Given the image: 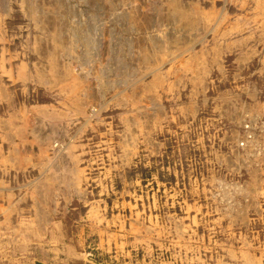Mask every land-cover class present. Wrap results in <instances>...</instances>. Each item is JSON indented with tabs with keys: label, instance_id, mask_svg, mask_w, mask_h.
Here are the masks:
<instances>
[{
	"label": "rangeland",
	"instance_id": "374dc122",
	"mask_svg": "<svg viewBox=\"0 0 264 264\" xmlns=\"http://www.w3.org/2000/svg\"><path fill=\"white\" fill-rule=\"evenodd\" d=\"M5 2L0 58L32 77L5 78L0 115L20 111L81 179L60 171L49 196L1 160L23 232L0 215V264H264V0ZM53 195L71 229L56 246L31 222Z\"/></svg>",
	"mask_w": 264,
	"mask_h": 264
},
{
	"label": "crops",
	"instance_id": "0c3cea01",
	"mask_svg": "<svg viewBox=\"0 0 264 264\" xmlns=\"http://www.w3.org/2000/svg\"><path fill=\"white\" fill-rule=\"evenodd\" d=\"M5 3H7V2H5V0H0V19H1L0 20V31L1 32H2V30H4L3 20L5 18V15L8 12V7H7V5H5ZM6 77H7L6 75H3V78H2V82L4 83L5 86H6V83H5ZM2 119H4V118L0 116V120H2ZM7 133H6V128L4 127V123H3V121H1L0 122V156H1L0 157V166L9 167V166L4 165L1 162V160L4 157L5 158H11V157L14 158V156H15L14 154H16V153L12 152L13 155L11 156V151L17 152V151H15V149H18L17 157L26 153L27 156H30L32 158L31 163L19 165L14 160L15 158L14 159L11 158L13 161L10 162V164H11L10 167H12V168H25L27 166L26 168L38 169L40 171V174L38 173L39 175L35 176V178L33 179V181L37 182L36 190L39 191L40 188H42L41 190L45 189V190H47V193L49 194V196H51L52 193L48 192V190H51L53 188H54L53 190H56L57 187H56V185L55 186H49L47 183H45V180L50 173V171H49L50 167H48L49 161H47V159L43 156L44 153L41 151V146H40L41 144L39 145L38 142H36L34 140L35 136L33 134L31 136L23 135V136H25L24 137L25 140L22 141L21 138L19 136H17L16 134H14V136L12 135L13 138L11 137V140H8L9 136L7 137ZM26 137L28 140L26 139ZM29 141L30 142L32 141L31 142L32 144ZM24 142H26V143H24ZM36 147H38V148L40 147V148L38 150H36ZM9 153H10V155H9ZM48 154L50 155V151ZM74 154H76V153H74ZM42 156H43V158H41ZM60 166L62 167L61 163H57V161H56V163L54 164L53 167L55 168V170L61 171L62 169L60 168ZM63 167L66 168L67 166L63 165ZM57 178H58V176H56V181H57ZM43 180H44V183H43ZM40 182H41V184H40ZM64 182H67V181H64ZM38 185L39 186L41 185V186L39 187ZM3 186H4L3 182H2V180H0V189H2ZM44 186H46V187H44ZM48 187H50V188H48ZM54 195L52 197L53 198L52 200H49V196L48 197L43 196V198H38L37 201L45 202V205H40V207H41L40 209L42 211L43 217L42 218H39V217L36 218L33 216V218L31 219V222L35 224V229H34L35 235L40 236V237H48V239H51L52 245L56 244L55 242L57 239H58V241L60 239H63V241H64V239L66 240L67 237L71 236V229L69 228V226L65 222V216H63V215H65L64 214L65 209H63V214L61 217L59 215H57V212L59 213V210H60V209L59 210L57 209L58 204H62L64 206L65 202L61 203V201H65V200L63 198L61 199L60 197L55 199ZM63 197H65V195H63ZM10 198L11 197L9 195V196H7L6 201L0 200V206L9 207L10 214L5 215L0 211V215L3 218L2 221H7V223H8V221H10L12 223L11 224L12 227L10 229H7L5 234H8L13 239H18V236H20V234L23 231L21 230V228H19V230L12 232V230L15 229V225L13 223L14 219L12 216L17 211V205H16V201H12V200H10ZM65 198L67 199V197H65ZM66 201H70V198L67 199ZM35 209H36V206H35ZM7 216H8V218H7ZM32 220H35V222H33ZM40 220H42V221H40ZM18 232H20V233H18Z\"/></svg>",
	"mask_w": 264,
	"mask_h": 264
},
{
	"label": "bare ground",
	"instance_id": "6f19581e",
	"mask_svg": "<svg viewBox=\"0 0 264 264\" xmlns=\"http://www.w3.org/2000/svg\"><path fill=\"white\" fill-rule=\"evenodd\" d=\"M177 2V1H176ZM262 2V1H261ZM173 3V2H172ZM169 4V3H168ZM258 4V3H257ZM177 5V4H176ZM181 5V4H180ZM170 6V5H169ZM177 6H179V5H177ZM177 6L175 7V9L177 10L178 8H177ZM187 7V6H186ZM185 7V8H186ZM257 7H258V5H257ZM167 8H168V6H167ZM172 8H173V6H172ZM182 8H183V6H182ZM187 8H189V7H187ZM198 8H200V7H198ZM263 8V7H262ZM169 9V8H168ZM174 9V10H175ZM190 9V8H189ZM220 9V8H219ZM218 9V10H219ZM258 9V8H257ZM174 10H172V11H174ZM199 10V9H198ZM191 11V10H187V11H184V9H181V10H179L178 9V13L180 14V18H182L183 16L184 17H186V19H188L187 18V16L189 15V16H191L190 14L192 13V12H194V11H192L191 13H189V12ZM202 11V10H201ZM208 11V10H207ZM217 11V10H216ZM175 12V11H174ZM173 12V13H174ZM196 12V11H195ZM213 12V11H212ZM170 13V12H169ZM177 13V12H176ZM176 13H175V15H176ZM177 13V14H178ZM197 13H198V11H197ZM201 13V12H200ZM199 13V14H200ZM203 13V12H202ZM205 13L207 14V12L205 11ZM210 13V12H209ZM213 13H215V11L213 12ZM263 13V12H262ZM196 14V13H195ZM206 14H204V16L206 15ZM217 14V13H216ZM221 14V13H220ZM196 15H198V14H196ZM207 15H209V14H207ZM182 16V17H181ZM192 16H193V14H192ZM192 16L191 17H189L190 18V20H191V18H192ZM195 16V15H194ZM193 16V17H194ZM198 16H201V15H198ZM198 16H197V18H196V20L198 19ZM204 16H202V17H204ZM217 16V15H216ZM224 16V15H223ZM257 16H259V15H257ZM256 16V17H257ZM262 16V15H261ZM183 17V18H184ZM196 17V16H195ZM206 17V16H205ZM203 18V19H205V20H207V19H211V15H210V17L208 18L207 17V19L206 18ZM213 17H215V16H213ZM221 17H222V15H221ZM182 18V19H183ZM217 18V17H216ZM192 19H194V18H192ZM199 19H202V18H199ZM218 19V18H217ZM1 20V19H0ZM189 20V19H188ZM189 20V21H190ZM211 20H213V19H211ZM210 20V21H211ZM183 21V20H182ZM188 21V22H189ZM195 21V20H194ZM198 21V20H197ZM214 21V20H213ZM212 21V22H213ZM219 21V20H218ZM185 22V21H184ZM187 22V23H188ZM211 22V23H212ZM216 22V21H215ZM198 23V22H197ZM196 23V24H197ZM206 23V22H205ZM204 23V24H205ZM224 23V22H223ZM222 23V24H223ZM180 24V23H179ZM186 24V23H185ZM190 24H193V25H195L194 23H193V21H190ZM207 24V23H206ZM209 24H210V22H209ZM209 24H207V25H209ZM182 25V24H181ZM180 25V26H181ZM188 25V24H187ZM183 26V25H182ZM191 26V25H190ZM187 27V26H186ZM214 27V26H213ZM195 28V27H194ZM190 29V28H189ZM193 29V28H192ZM0 40H4L5 39V34L3 33V30H2V32L0 31ZM191 41V40H190ZM192 42V41H191ZM188 43V42H187ZM186 43V44H187ZM193 43V42H192ZM203 43V42H202ZM183 44V43H182ZM185 44V45H186ZM204 44V43H203ZM179 45H181V44H179ZM183 46V45H182ZM180 47V46H179ZM178 47V48H179ZM187 47V46H186ZM189 47V46H188ZM192 47H193V45H192ZM191 47V48H192ZM185 48V47H184ZM182 49V48H181ZM181 49H180V51H181ZM164 50V49H163ZM163 50H161V51H163ZM179 50V49H178ZM185 50V49H184ZM208 51V50H207ZM189 52V51H188ZM203 52H205V50L203 51ZM164 53V52H163ZM179 53V52H178ZM186 53V52H185ZM158 54V53H157ZM161 54H162V52H161ZM183 54H184V52H183ZM214 54V53H213ZM52 55V54H51ZM212 55V54H211ZM148 56V55H147ZM147 56H145L144 58H145V60H147L146 59V57ZM152 56V55H151ZM154 56V55H153ZM190 56H192V55H190ZM160 57V56H159ZM202 57V56H201ZM213 57H215V56H213ZM154 58V57H153ZM158 58V57H157ZM194 58V57H193ZM199 58V57H198ZM203 58V57H202ZM202 58H200V59H202ZM207 58V57H206ZM162 59V58H161ZM187 59V58H186ZM52 60H54V58L52 59ZM149 60H151L150 59V57H149ZM153 60V59H152ZM157 60H159V59H157ZM208 60V59H207ZM6 59H1L0 58V100H3V99H6V95H7V87L4 85V83L2 82V78H3V75H6L7 77L11 74L12 76H14V77H17V78H19V79H21V81L22 80H27V79H29L30 77H32V70H30L31 68H28L29 67V63H24V64H20V66H19V69L17 70V72H14V71H12V70H9L8 68H7V64H6ZM55 61V60H54ZM187 61H189V60H187ZM191 61H193V60H191ZM203 60H201V62H202ZM147 62V61H146ZM198 62H199V60H198ZM207 62V61H206ZM156 63H158V62H156ZM192 63V62H191ZM200 63V62H199ZM212 63H213V61H212ZM56 63L54 62V65H55ZM159 64H160V62H159ZM198 64V63H197ZM60 65V64H59ZM58 65V66H59ZM66 65V64H65ZM156 65V64H155ZM161 65V64H160ZM180 65V64H179ZM199 65V64H198ZM68 66V65H67ZM71 66V65H70ZM151 66V65H150ZM156 66H158V64L156 65ZM197 66V65H196ZM195 66V67H196ZM152 67V66H151ZM154 67V66H153ZM183 67V66H182ZM185 67V66H184ZM183 67V68H184ZM210 67V66H209ZM55 68V69H54ZM54 68H53V70H57V67H55L54 66ZM63 68V67H62ZM157 68V67H156ZM155 68V69H156ZM177 68V67H176ZM179 68V67H178ZM207 68V67H206ZM42 69V68H41ZM65 69H67V68H65ZM72 69V68H71ZM34 70V69H33ZM63 70H64V68H63ZM63 70H62V72H63ZM73 70V69H72ZM158 71H159V69H157ZM156 70V71H157ZM193 70V69H192ZM198 70V69H197ZM69 71V70H68ZM190 71V70H189ZM205 71H207V69L205 70ZM45 72V71H44ZM43 72V73H44ZM48 72V71H47ZM58 72V71H57ZM72 72V71H71ZM178 72V71H177ZM186 71H184V73H185ZM193 72V71H192ZM73 73V75H74V72H72ZM154 73H155V71H154ZM179 73H180V71H179ZM45 74V73H44ZM60 74H62V73H60ZM64 74V73H63ZM161 74V73H160ZM70 75H71V73H70ZM72 75V76H73ZM68 76H69V74H68ZM72 76H71V78H72ZM76 76V75H75ZM159 76V75H158ZM161 76V75H160ZM159 76V78L161 79V77ZM178 76H179V74H178ZM154 77H156V76H154ZM184 77V76H183ZM12 78V77H11ZM10 78V79H11ZM69 78H70V76H69ZM201 78V77H200ZM68 79V78H67ZM66 79V80H67ZM154 79H156V78H154ZM46 80V79H45ZM60 80V79H59ZM62 80V79H61ZM82 80V79H81ZM159 80V79H158ZM181 80V79H180ZM179 80V81H180ZM14 81V80H13ZM155 81V80H154ZM163 81V80H162ZM178 81V82H179ZM193 81H195V80H193ZM17 82V81H16ZM25 82H27V81H25ZM49 82V81H48ZM47 82V83H48ZM55 82H56V80H55ZM60 82V81H59ZM58 82V83H59ZM174 82V81H173ZM60 83H62V81L60 82ZM63 83H64V81H63ZM74 83V82H73ZM75 83H77V82H75ZM153 82H151V84H152ZM155 83V82H154ZM158 83V82H157ZM157 83H156V85H157ZM160 83V82H159ZM56 84V83H55ZM179 84V83H178ZM196 84H197V82H196ZM146 85V84H145ZM199 86H201V85H199ZM55 87V85H53V88ZM79 87V86H78ZM148 87H152V85L151 86H148ZM145 88V87H144ZM194 88H195V86H194ZM68 89V88H67ZM148 89H150V88H148ZM148 89H146V91L148 90ZM54 90V89H53ZM76 90V89H75ZM149 92V91H148ZM151 92V91H150ZM149 92V93H150ZM78 93V92H77ZM63 94H65V93H63ZM11 95V94H10ZM75 95V94H74ZM135 97V96H134ZM138 99V98H137ZM1 102V101H0ZM82 102V101H81ZM66 103V102H65ZM87 103V102H86ZM88 103H89V101H88ZM137 103V102H136ZM72 104V103H71ZM80 104V103H79ZM85 105V104H84ZM69 106V105H68ZM86 106V105H85ZM43 107V106H42ZM18 108V107H17ZM65 108H68V107H65ZM70 108V107H69ZM45 109V108H44ZM79 109H82V106H79ZM11 110H13V109H11ZM20 110V109H19ZM46 110V109H45ZM49 110V109H48ZM57 110V109H56ZM32 111V110H31ZM34 111V110H33ZM81 111V110H80ZM9 112V111H8ZM17 112L18 111H15V112H13V113H11V115H12V117H9V118H6V117H4V116H1V117H3L4 119H2V120H0V122L1 121H3V123H4V127L6 128V133L8 132V129H10V130H17V136H19L20 138H21V140L23 141V140H25L24 139V137L25 136H23V132H22V126L23 125H25L24 124V121L26 120V116H25V118H24V116H23V118L24 119H22L21 120V122L23 123V124H21V122H20V119L18 120V115H17ZM44 112V111H43ZM18 113H20V111L18 112ZM29 113V112H28ZM77 113H79V112H77ZM5 114V113H4ZM261 114V113H260ZM25 115V114H24ZM26 115H29V114H26ZM93 115V114H92ZM76 116V115H75ZM84 117H85V115H84ZM92 117V116H91ZM75 118V117H74ZM28 119V118H27ZM89 119V118H88ZM87 119V120H88ZM29 120V119H28ZM90 120V119H89ZM86 122V121H85ZM27 123V122H26ZM28 125V124H27ZM26 126V125H25ZM33 126V125H32ZM24 127V126H23ZM28 127V126H27ZM24 128H26V127H24ZM26 130V129H25ZM33 131V130H32ZM31 131V132H32ZM28 132V131H27ZM5 133V132H4ZM263 133V132H262ZM26 134V133H25ZM24 134V135H25ZM6 135V134H5ZM12 135L14 136V134L13 133H7V137H8V140H11V137H12ZM15 135V136H16ZM33 135L35 136V138H34V140L36 141V142H38V144L41 146V151L44 153L43 154V156L47 159V161H49V166L48 167H50L49 168V171H50V173H49V175L47 176V178H46V180H45V183H47L49 186H54V184H55V182H56V176H58V173L60 172V171H58V170H55V168L53 167L54 166V164H52V162L54 161V160H59V159H57V157H58V155L62 152V150H57V149H53L54 150V155H52L51 154V156L48 154L49 153V149H50V146H51V148H52V144H53V138H51V140H50V138L49 137H51V136H48L47 138H45V137H42V136H40V135H38V134H34L33 133ZM65 135H67V134H65ZM26 136H27V134H26ZM254 136V135H253ZM66 137V136H65ZM68 137V136H67ZM13 138V137H12ZM18 138V137H17ZM26 139H27V137H26ZM69 139V138H68ZM7 140V139H6ZM28 140V139H27ZM71 141V140H70ZM69 141V142H70ZM30 142V141H29ZM32 142V141H31ZM30 142V143H31ZM23 143V142H22ZM24 143H26V142H24ZM18 144V143H17ZM32 144V143H31ZM55 145V144H54ZM62 145V144H61ZM66 146V145H65ZM73 147H74V143H73ZM18 148V147H17ZM54 148V147H53ZM65 149H66V153H69L70 154V158H71V156L72 157H76V154H74V149H71L72 147L71 146H67V148L66 147H64ZM10 150V149H9ZM3 151V150H2ZM15 151H17L18 152V149H16ZM12 152H14V151H11V156L13 155L12 154ZM16 152V154H14L15 156H14V158L15 159H17L18 160V164L20 165H23V164H29V163H31V160H32V158L30 157V156H27L26 155V153L25 154H22V155H20V156H18L17 157V153ZM20 153V152H19ZM37 153V152H36ZM47 153V154H46ZM9 155H10V153H9ZM61 155V154H60ZM5 156V155H4ZM33 156V155H32ZM43 156L41 157V158H43ZM1 157V156H0ZM52 157H54V158H52ZM61 157V156H60ZM12 158V157H11ZM2 158V162L3 163H7V162H11V161H13L12 159H14V158ZM59 158V157H58ZM5 159H6V162H5ZM7 159L9 160V161H7ZM73 159V158H72ZM61 160V159H60ZM77 162V161H76ZM60 163V162H59ZM62 163V162H61ZM67 163V162H66ZM17 165V164H16ZM31 165V164H30ZM68 166V165H67ZM72 166V165H71ZM27 167V166H26ZM25 167V168H26ZM47 167V168H48ZM52 170V171H51ZM55 170V171H54ZM61 170V169H60ZM63 170V171H62ZM62 176H66L67 178H68V175H69V178H70V174H73L74 175V183L77 185L78 184V180L79 179H81V171H80V168L78 167V166H76V165H74L73 167H71L70 169L69 168H65V167H63L62 168ZM61 173V172H60ZM43 177V176H42ZM68 178V180H65V181H67V182H70V179ZM44 180H43V183H44ZM34 182V181H33ZM64 182V181H63ZM37 183V182H36ZM59 183V182H58ZM40 184H41V182H40ZM50 184H52V185H50ZM60 184V183H59ZM70 184V183H69ZM32 185H33V183H32ZM35 185V184H34ZM45 185V184H44ZM39 186V185H38ZM41 186V185H40ZM39 186V187H40ZM44 187H46V186H44ZM48 188H50V187H48ZM54 189V188H53ZM38 196H39V194H38ZM42 202V201H41ZM43 203V202H42ZM11 207V206H10ZM13 208V207H12ZM4 209L6 210V212L8 211V210H10L9 208H5L4 207Z\"/></svg>",
	"mask_w": 264,
	"mask_h": 264
}]
</instances>
